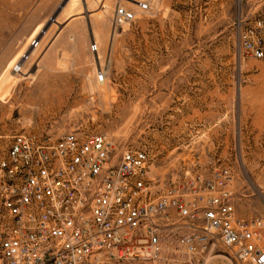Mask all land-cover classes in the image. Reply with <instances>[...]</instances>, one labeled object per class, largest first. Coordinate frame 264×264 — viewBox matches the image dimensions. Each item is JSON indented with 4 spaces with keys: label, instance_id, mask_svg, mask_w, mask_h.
<instances>
[{
    "label": "rangeland",
    "instance_id": "374dc122",
    "mask_svg": "<svg viewBox=\"0 0 264 264\" xmlns=\"http://www.w3.org/2000/svg\"><path fill=\"white\" fill-rule=\"evenodd\" d=\"M149 3L116 31L114 0H0V135L108 136L159 191L226 169L236 217L264 218V61L237 41L264 0Z\"/></svg>",
    "mask_w": 264,
    "mask_h": 264
},
{
    "label": "built area",
    "instance_id": "2783aa9c",
    "mask_svg": "<svg viewBox=\"0 0 264 264\" xmlns=\"http://www.w3.org/2000/svg\"><path fill=\"white\" fill-rule=\"evenodd\" d=\"M149 8L114 0V30ZM237 41L264 61V17L239 23ZM150 165L146 151L101 134L0 135V264H207L218 248L264 264V218L236 217L228 170L159 191Z\"/></svg>",
    "mask_w": 264,
    "mask_h": 264
},
{
    "label": "crops",
    "instance_id": "0c3cea01",
    "mask_svg": "<svg viewBox=\"0 0 264 264\" xmlns=\"http://www.w3.org/2000/svg\"><path fill=\"white\" fill-rule=\"evenodd\" d=\"M165 256H169L170 258H173V259H184V257L182 256H179V255H170L169 253L165 254ZM215 260H218L220 261L221 264H233L232 262H229L227 260H224L220 257H215V258H212L211 260L208 261L207 264H212L213 262H215ZM143 264H149V263H143Z\"/></svg>",
    "mask_w": 264,
    "mask_h": 264
},
{
    "label": "bare ground",
    "instance_id": "6f19581e",
    "mask_svg": "<svg viewBox=\"0 0 264 264\" xmlns=\"http://www.w3.org/2000/svg\"><path fill=\"white\" fill-rule=\"evenodd\" d=\"M71 4H72V3H71ZM27 56H28V55H27V54H25V55L23 56V59H26V58H27ZM96 59H98V58L96 57ZM19 71H20V68L18 67L16 72H19Z\"/></svg>",
    "mask_w": 264,
    "mask_h": 264
},
{
    "label": "water",
    "instance_id": "95a60500",
    "mask_svg": "<svg viewBox=\"0 0 264 264\" xmlns=\"http://www.w3.org/2000/svg\"><path fill=\"white\" fill-rule=\"evenodd\" d=\"M44 30H42L41 32H43Z\"/></svg>",
    "mask_w": 264,
    "mask_h": 264
}]
</instances>
